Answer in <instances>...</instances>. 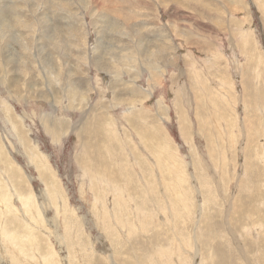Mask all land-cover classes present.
Segmentation results:
<instances>
[{
  "label": "rangeland",
  "instance_id": "rangeland-1",
  "mask_svg": "<svg viewBox=\"0 0 264 264\" xmlns=\"http://www.w3.org/2000/svg\"><path fill=\"white\" fill-rule=\"evenodd\" d=\"M0 151V264H264V0H0Z\"/></svg>",
  "mask_w": 264,
  "mask_h": 264
},
{
  "label": "bare ground",
  "instance_id": "bare-ground-1",
  "mask_svg": "<svg viewBox=\"0 0 264 264\" xmlns=\"http://www.w3.org/2000/svg\"><path fill=\"white\" fill-rule=\"evenodd\" d=\"M254 55V54H253ZM142 90V89H141ZM136 91V90H135ZM149 94H151V92H149ZM133 95V94H132ZM150 96V95H149ZM163 99V98H162ZM199 101V100H198ZM138 107V106H137ZM136 106L134 107V110H135V108H137ZM133 108V107H132ZM141 108H137V111H139ZM134 110H130V113H131V111H134ZM148 112V111H147ZM128 113H129V111H128ZM149 113V112H148ZM144 114V113H143ZM220 114V113H219ZM128 115V114H127ZM133 116V115H132ZM220 116V115H219ZM141 117V116H140ZM144 118H146V117H144ZM110 119V118H109ZM252 120V119H251ZM148 121V120H147ZM248 122V121H247ZM89 123V122H88ZM148 123V122H147ZM256 124V123H255ZM94 125V124H93ZM16 127V126H15ZM113 127V126H112ZM152 128V127H151ZM248 128V127H247ZM94 130V129H93ZM148 130V129H147ZM150 130V129H149ZM220 130V129H219ZM150 132V131H149ZM110 133H113L114 135H115V137L118 139V142L120 143V139H119V137H117V135H119L118 133V131L117 130H112V131H110ZM130 133V132H129ZM98 135V134H97ZM109 135V134H108ZM114 137V136H113ZM122 137V136H121ZM164 137H166V136H164ZM55 138V137H54ZM60 140V139H59ZM92 142V141H91ZM145 142V141H144ZM2 144V143H1ZM124 144V143H123ZM134 144V143H133ZM132 144V145H133ZM23 145V144H22ZM101 145V144H100ZM112 145V144H111ZM126 145V144H125ZM145 145H147L146 143H145ZM87 146V145H86ZM4 147V146H3ZM97 147V146H96ZM163 147V146H162ZM161 147V148H162ZM91 148V147H90ZM109 148V147H108ZM135 148V147H134ZM37 149V148H36ZM111 149V148H110ZM137 149V148H136ZM93 150V149H92ZM120 150V149H119ZM128 150H130V149H128ZM151 150V149H150ZM36 151V150H35ZM86 151V150H85ZM98 151H99V149H98ZM97 151V152H98ZM159 151V150H158ZM1 152V151H0ZM94 152V151H93ZM161 152V151H160ZM163 152V151H162ZM87 153V152H86ZM106 153H108V152H106ZM35 154H37V153H35ZM40 154V153H39ZM88 154V153H87ZM111 154H113V153H111ZM116 154V153H115ZM119 154V153H118ZM122 154H124V153H122ZM121 154V155H122ZM167 154V153H166ZM125 155V154H124ZM123 155V157H121V159L122 158H124L125 156ZM128 155V154H127ZM161 154H159V156H160ZM88 156V155H87ZM86 156V157H87ZM162 156V155H161ZM174 156V155H173ZM38 157H40V156H38ZM43 157V156H42ZM90 158L88 159V163L86 164L88 167H92L93 166V163H92V160L94 159V157H92L91 155L89 156ZM102 157V156H101ZM45 158V157H44ZM126 158H127V156H126ZM36 159V158H35ZM39 159H41V158H39ZM116 159H118V158H115L114 160H116ZM163 159H165V158H163ZM173 159V158H172ZM45 160V159H44ZM128 160V159H127ZM170 160V159H169ZM46 161V160H45ZM44 161V164H45V166L46 167H49V165L48 164H50V163H46ZM5 162H6V160H5ZM11 162V161H10ZM106 162V166H109V165H111L110 163H109V161H105ZM176 162V161H175ZM113 163V162H112ZM119 163H120V161H119ZM126 163V162H125ZM181 163V162H180ZM37 164V163H36ZM81 164V163H80ZM114 164V163H113ZM116 164V163H115ZM121 164V163H120ZM162 164H163V162H162ZM165 164V163H164ZM123 165V164H122ZM168 165V164H167ZM173 165V164H172ZM172 165H171V167H172ZM176 165V164H175ZM113 166V165H112ZM130 166L131 167H133L131 164H130ZM12 167V166H11ZM9 165H8V167L7 168H11ZM81 167H83V164L81 165ZM87 167V168H88ZM117 167V166H116ZM174 167V166H173ZM18 168V167H17ZM38 168V167H37ZM180 168V167H179ZM4 169H5V167H4ZM47 169V168H46ZM96 169V168H95ZM118 169V168H117ZM121 169V170H120ZM124 167L123 166H121L120 168H119V171H120V173L124 176V177H127L128 175L125 173L124 174ZM184 169V168H183ZM7 172H8V174H10V171H8L7 169H5ZM11 170V169H10ZM50 170V169H49ZM89 170H90V168H89ZM115 171H116V169H114ZM51 171V170H50ZM88 171V170H87ZM97 171V170H96ZM118 171V170H117ZM178 171V170H177ZM11 172H13V170L11 171ZM91 172V171H90ZM101 172V171H100ZM51 173H53V172H51ZM50 173V174H51ZM56 173V172H55ZM13 174V173H12ZM49 174V175H50ZM107 174V173H106ZM105 174V175H106ZM109 174V173H108ZM108 174H107V176H108ZM186 174V173H185ZM48 175V176H49ZM103 175V174H102ZM111 175V174H110ZM3 176V175H2ZM10 177H11V175H9ZM14 176V175H13ZM52 176V175H51ZM91 178L92 177H95L96 176V178H97V180H99L100 178H101V176H100V174L99 175H97V174H90L89 175ZM112 176V175H111ZM111 176L109 177V178H111ZM89 177V178H90ZM12 178V177H11ZM48 178V177H47ZM13 179H14V177H13ZM102 179V178H101ZM106 179H107V177H106ZM53 180V179H52ZM103 180V179H102ZM108 180V179H107ZM177 181V180H176ZM83 182H84V180H83ZM82 182V183H83ZM175 182V181H174ZM4 183V182H3ZM85 183V182H84ZM13 184H14V182H13ZM12 184V185H13ZM54 184V183H53ZM88 184V183H87ZM96 185V184H95ZM113 185L115 186V187H118L119 185L117 184V182H115V180L113 181ZM5 186V185H4ZM56 186V185H55ZM59 186H61V185H59ZM13 187H17L16 185H14ZM59 188V187H58ZM105 188V187H104ZM1 189V188H0ZM54 189V188H53ZM62 189H64V188H62ZM61 189V190H62ZM2 190V189H1ZM6 190V189H5ZM14 190V189H13ZM60 190V189H59ZM97 190V189H96ZM101 190H103V189H101ZM177 190V189H176ZM16 191L18 192V194H19V196H20V198H21V194L19 193V191H18V188H16ZM63 191H65V190H63ZM91 191V190H90ZM104 191V190H103ZM17 192H16V194H17ZM48 192V191H47ZM46 192V193H47ZM53 192H54V190H53ZM93 192V191H92ZM99 192V191H98ZM97 192V193H98ZM109 192V191H108ZM107 192V193H108ZM3 193V192H2ZM65 193H66V191H65ZM97 193H94V195H95V198L96 199H99V195H97ZM101 193V192H100ZM52 194V193H51ZM115 194L117 195V196H121V197H125V194H124V189H120V188H116L115 189ZM13 195V194H12ZM112 195V194H111ZM6 196V195H5ZM15 196V195H14ZM48 196V195H47ZM59 196V195H58ZM60 196H62V195H60ZM92 196V195H91ZM131 196V195H130ZM183 196V195H182ZM49 197V196H48ZM63 197V196H62ZM66 197V196H65ZM107 197V196H106ZM105 198V197H104ZM34 199V198H33ZM58 199V198H57ZM64 199V198H63ZM96 199H95V201H96ZM101 199V198H100ZM131 199V198H130ZM4 200L5 201H3L4 202V206H5V208H2V207H0V228H3V230H4V234H7V235H10V236H12V235H14L13 237L14 238H16V236H15V232H14V229L12 228V227H10V224L11 223H15V221H18V222H21L22 223V221L23 220H25V219H27L28 218V216H30V217H36V216H33L32 214H31V212H30V210H31V208L32 207H30V210L28 209V208H26L27 209V212H28V210H29V213L27 214V215H25V216H17L16 214H15V212H14V210L10 207V202L12 201V198H11V196L9 195V192L7 193V198H5L4 197ZM23 200V199H22ZM32 200V199H31ZM30 200V201H31ZM35 200V199H34ZM69 200V198L67 199V201ZM16 201V200H15ZM36 201H37V199H36ZM59 201V200H58ZM103 201V200H102ZM119 201V200H118ZM35 202V201H34ZM33 202V203H34ZM97 202V201H96ZM105 202V207L104 208H106V201H104ZM108 202V201H107ZM132 202V201H131ZM178 202V201H177ZM29 203V202H28ZM98 203V202H97ZM111 203H112V201H111ZM6 204V205H5ZM31 204V203H30ZM35 204V203H34ZM64 204V203H63ZM103 204V203H102ZM120 204V203H119ZM39 206V205H38ZM67 206H68V204H67ZM95 206V205H94ZM101 206V205H100ZM27 207H29V206H27ZM25 208V207H24ZM96 208V207H95ZM140 208V207H139ZM39 209V208H38ZM75 210V209H74ZM102 210V209H101ZM107 210V209H106ZM16 211V210H15ZM26 211V210H25ZM20 213H21V210H20ZM25 213V212H24ZM96 213V212H95ZM13 216V220L11 219V218H9V216ZM23 215V214H22ZM15 216V217H14ZM17 216V217H16ZM64 216H66V215H64ZM104 216H106V215H104ZM38 217V216H37ZM36 217V218H37ZM67 217V216H66ZM70 218V217H69ZM38 219V218H37ZM36 219V220H37ZM105 219V218H104ZM35 220V219H34ZM35 220V221H36ZM65 220H66V218H65ZM25 222V221H24ZM23 222V223H24ZM38 222H40V221H38ZM23 223H22V225H20V226H24L23 225ZM42 223V222H41ZM30 224V223H29ZM27 226V225H26ZM67 226V225H66ZM17 230H19L18 228H17ZM23 231V230H22ZM24 232V231H23ZM45 233V232H44ZM5 236V235H4ZM29 236L30 237H32L31 239H33V238H35V237H33V233H30L29 234ZM13 238V239H14ZM23 239V238H22ZM18 240H20V239H18ZM30 240V239H29ZM14 241V240H13ZM16 241V240H15ZM21 241V240H20ZM18 242V241H17ZM42 242V241H41ZM18 243H20V242H18ZM17 243V244H18ZM22 243V242H21ZM12 245V244H11ZM19 245V244H18ZM6 250V249H5ZM116 252V251H115ZM117 255V254H116ZM54 259V258H53ZM61 262V261H60Z\"/></svg>",
  "mask_w": 264,
  "mask_h": 264
}]
</instances>
